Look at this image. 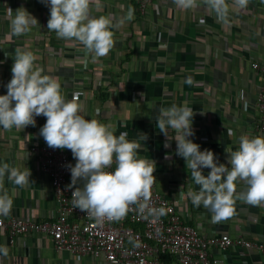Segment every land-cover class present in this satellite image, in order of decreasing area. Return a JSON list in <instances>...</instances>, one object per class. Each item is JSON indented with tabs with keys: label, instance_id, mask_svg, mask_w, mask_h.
I'll list each match as a JSON object with an SVG mask.
<instances>
[{
	"label": "crops",
	"instance_id": "obj_1",
	"mask_svg": "<svg viewBox=\"0 0 264 264\" xmlns=\"http://www.w3.org/2000/svg\"><path fill=\"white\" fill-rule=\"evenodd\" d=\"M227 3L230 11L225 23L203 0L188 10L174 0H153L145 16L136 12L135 0H93L90 14H110L114 23L126 15L129 6L134 9L133 20L113 29V49L94 59L78 41L58 39L54 31H48L50 7L41 0H0V95L7 93L12 78L14 50L33 51L38 57L35 63L45 74L58 78L66 99L81 94L86 119L111 123L117 135L127 132L129 140L147 135L146 141H140L139 155L156 162L154 188L174 200L188 224L206 236L226 232L264 242V204L253 207L237 201L235 214L219 223L212 221L209 209L192 204L187 193L198 191L199 186L185 160L176 155V133L169 129L166 136L156 121L161 107H192L194 135L188 139L200 145L201 151L211 150L228 167V154L238 149L240 136L264 135L254 131L263 81L252 69L253 64L264 65V0H248L244 8L234 5V0ZM21 7L38 25L15 36L11 20ZM35 120V127L11 131L0 127V163L31 171L24 187L5 179L4 190L12 197L13 207L10 214L0 217L56 218L58 204L49 177L28 152L32 144L46 143L39 135L46 117ZM209 172L203 169L205 176ZM245 189L243 182L237 185V191ZM7 239V232L0 229V245L8 249L6 256L0 253L5 264H103L55 249L50 236L26 234L12 242ZM212 254L222 258L220 264H264V253L256 248L231 247Z\"/></svg>",
	"mask_w": 264,
	"mask_h": 264
},
{
	"label": "clouds",
	"instance_id": "obj_2",
	"mask_svg": "<svg viewBox=\"0 0 264 264\" xmlns=\"http://www.w3.org/2000/svg\"><path fill=\"white\" fill-rule=\"evenodd\" d=\"M50 7L48 31L58 39L76 40L94 59L106 56L115 45V32L125 21L134 19V9L129 6L126 15L115 22L111 15L92 16L93 0H41ZM184 10L197 7V0H174ZM220 22H227L230 5L227 0H203ZM248 0H234V5L244 8ZM9 14L12 10L8 8ZM38 21L25 8H18L11 20L15 36L28 33ZM11 67L12 78L6 85L7 93L0 95V127L11 131L36 126V117H46L40 129L51 149H68L76 160L67 165L71 174L72 201L75 209L97 218L119 219L127 214L130 206L148 208L151 190L155 185L156 162L139 155L140 141L127 139L128 133L116 134L111 123L86 119L84 106L79 102L80 93L66 99L57 77L45 74L35 62L37 55L30 50L16 48ZM142 95V94H141ZM195 113L187 104L161 107L156 118L160 132L176 133V155L186 162L198 191L187 195L194 206L210 210L212 221L219 223L235 214L236 202L243 201L253 207L264 204V135H242L238 149L228 154L227 164L219 163L211 150H200V145L189 137L194 135L192 122ZM169 145H165L168 147ZM115 164V169L112 166ZM203 169H210L207 176ZM31 171L20 170L10 163H0V215L7 216L13 199L4 190V181L24 187L30 182ZM78 182H82V187ZM243 182L246 189L237 191ZM153 213L164 215L166 209L153 208ZM0 253L8 254L0 245Z\"/></svg>",
	"mask_w": 264,
	"mask_h": 264
},
{
	"label": "built area",
	"instance_id": "obj_3",
	"mask_svg": "<svg viewBox=\"0 0 264 264\" xmlns=\"http://www.w3.org/2000/svg\"><path fill=\"white\" fill-rule=\"evenodd\" d=\"M152 2L135 0L136 12L145 16ZM252 69L263 81L254 131L264 134V65L253 64ZM28 152L35 155L40 171L49 177L58 212L55 219L42 221L0 217V229L7 232L9 242L26 234L50 236L55 249L67 251L76 258L99 259L103 264H220L222 258L212 251L224 252L231 247L256 248L264 253V242L233 237L226 232L204 235L184 220L174 200L154 186L148 208L132 205L119 219H100L81 212L74 208V189L69 188L71 174L67 165L76 163L71 151L54 150L41 143L32 144ZM114 169L115 164L110 170ZM160 207L166 209L164 215L151 211ZM0 264L5 263L0 260Z\"/></svg>",
	"mask_w": 264,
	"mask_h": 264
},
{
	"label": "trees",
	"instance_id": "obj_4",
	"mask_svg": "<svg viewBox=\"0 0 264 264\" xmlns=\"http://www.w3.org/2000/svg\"><path fill=\"white\" fill-rule=\"evenodd\" d=\"M135 6H136V3H135ZM46 144V143H45ZM79 183V185H81L82 184V182H78Z\"/></svg>",
	"mask_w": 264,
	"mask_h": 264
},
{
	"label": "rangeland",
	"instance_id": "obj_5",
	"mask_svg": "<svg viewBox=\"0 0 264 264\" xmlns=\"http://www.w3.org/2000/svg\"><path fill=\"white\" fill-rule=\"evenodd\" d=\"M8 24H9V22H8ZM7 27H8V25H7Z\"/></svg>",
	"mask_w": 264,
	"mask_h": 264
}]
</instances>
